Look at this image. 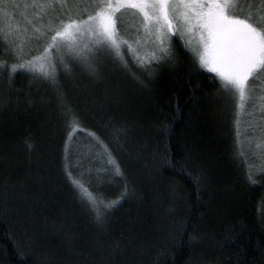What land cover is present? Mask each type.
Segmentation results:
<instances>
[{
  "label": "trees",
  "instance_id": "trees-1",
  "mask_svg": "<svg viewBox=\"0 0 264 264\" xmlns=\"http://www.w3.org/2000/svg\"><path fill=\"white\" fill-rule=\"evenodd\" d=\"M174 51L151 64L101 56L98 78L62 76L70 125L57 89L11 72L0 36V264H264L256 135L219 78L183 42ZM89 197L118 202L103 225Z\"/></svg>",
  "mask_w": 264,
  "mask_h": 264
},
{
  "label": "snow or ice",
  "instance_id": "snow-or-ice-1",
  "mask_svg": "<svg viewBox=\"0 0 264 264\" xmlns=\"http://www.w3.org/2000/svg\"><path fill=\"white\" fill-rule=\"evenodd\" d=\"M10 8L34 11L27 23L32 30L29 39L38 46L26 54L22 46L13 43L18 62L11 66V72L30 71L34 79L57 89L59 106L70 125L79 120L71 101L59 91V79L72 76L78 69L98 78L101 56L119 64L126 62L122 48L139 61H166L174 58L178 42L183 41L187 47L191 40L186 36H198L197 47L191 51L200 67L215 73L220 94L240 110L251 99L250 85L264 75V0L258 4L257 0H0V14L7 17ZM129 10L140 17L138 34L142 30L144 39L153 45L143 54L140 39L135 40L137 47L133 48L121 34V17ZM58 67L62 73L57 72ZM130 128L123 124L117 130L118 136L127 140ZM141 150L145 151L146 146ZM166 158L163 153L153 160L159 164ZM259 171L260 179H264V163ZM117 173L122 175L119 169ZM246 179L253 185L257 183L251 171ZM73 183L82 187L79 181ZM116 203L103 205L93 197L87 201L98 225L104 224L107 215L101 208Z\"/></svg>",
  "mask_w": 264,
  "mask_h": 264
},
{
  "label": "rangeland",
  "instance_id": "rangeland-1",
  "mask_svg": "<svg viewBox=\"0 0 264 264\" xmlns=\"http://www.w3.org/2000/svg\"><path fill=\"white\" fill-rule=\"evenodd\" d=\"M258 3L259 0H257V4ZM88 10L89 12L92 11L91 6ZM34 14L35 13L32 9L25 10L23 8L8 9L7 17L0 14V36L4 42L8 43L11 47H13V43L16 46H22L25 53L34 51L37 46L34 40L29 39L32 34V30L31 25L27 23V20L32 19ZM25 28L28 29L27 32L24 31ZM120 28L122 37L127 39L129 43L133 44V48L137 47L135 40H141V54L153 47L150 42L144 39L142 30H140L138 34V29H140V17L133 15L131 10L127 11L125 15L121 17ZM186 39L191 40V44L187 46V49L191 52L199 64L198 57H195L194 53L191 51V49L197 47L198 36H186ZM26 45L28 46L26 47ZM121 51L126 53L125 58H130V60H136L137 62L139 61L130 52H127L126 48H122ZM127 55H129V57H127ZM139 62L151 64L155 61L153 60L149 62L147 59H144ZM249 94L251 99L246 102L245 108L241 110V117L243 118L244 127L247 128V132L256 135H252L249 138H254L256 146L261 145V147H257L259 149L260 166L264 163V141H262V138H264V131H262V129H264V75L260 76L257 82L250 85Z\"/></svg>",
  "mask_w": 264,
  "mask_h": 264
}]
</instances>
